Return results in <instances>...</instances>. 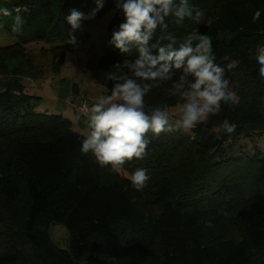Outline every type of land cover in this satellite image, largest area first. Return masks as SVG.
Listing matches in <instances>:
<instances>
[{
    "label": "trees",
    "instance_id": "obj_1",
    "mask_svg": "<svg viewBox=\"0 0 264 264\" xmlns=\"http://www.w3.org/2000/svg\"><path fill=\"white\" fill-rule=\"evenodd\" d=\"M102 3L98 9V0H0V7L12 11L0 16V31L16 38L13 45H0V55L9 60L20 52L23 57L28 45L46 44L51 49L42 53L51 54L57 71L65 52L74 48L72 36L114 10L94 72L110 94L114 85L108 74L117 71V63L138 58V50L121 53L110 43L125 19L119 0ZM189 3L193 16L202 12L199 22L166 20L174 49L197 31L213 38L221 66L229 62L225 56L240 59V67L226 78L241 103L235 110L225 105L191 134L174 131L153 138L144 159L125 165L129 175L147 170L143 191L133 189L123 173L100 168L91 154H81L84 135L65 116L39 112L43 99L29 92L34 88L17 78L0 82V264H264V156L236 145L264 134V79L252 59L264 42V0ZM25 6L22 29L13 32L14 10ZM72 9L86 17L77 30L67 21ZM256 10L262 15L253 23ZM163 35L157 30L151 43H170L160 40ZM3 64L0 60V68ZM25 69L17 73L42 75L31 62ZM170 86L154 88L146 105L174 107ZM224 119L236 125L233 133L219 130ZM206 135L217 136L218 144L201 146ZM52 223L68 230V250L51 241Z\"/></svg>",
    "mask_w": 264,
    "mask_h": 264
},
{
    "label": "clouds",
    "instance_id": "obj_2",
    "mask_svg": "<svg viewBox=\"0 0 264 264\" xmlns=\"http://www.w3.org/2000/svg\"><path fill=\"white\" fill-rule=\"evenodd\" d=\"M102 6V0H98V9ZM117 7L125 22L113 32L110 43L121 53L136 48L138 58L117 63V71L108 74L114 86L110 94L99 96L87 110V127L80 152L91 154L100 168L123 173L133 189L143 191L150 179L147 170L137 168L129 175L125 165L134 159H144L153 138L174 131L191 134L198 125L218 116L225 105L233 110L239 107L241 97L226 75L239 68L242 61L225 56L223 59L229 62L221 66L213 53V38L197 31L188 34L179 48L174 49L176 40L169 33L166 20L173 17L176 24H181L185 18L199 22L202 16L201 11H195L193 16L189 0H119ZM14 11L17 14L12 31L20 32L24 23L20 13L27 12L28 8ZM261 15V11L256 10L253 23L260 20ZM0 16H12V11L0 7ZM83 19H86L84 14L75 9L67 17L73 30L81 27ZM157 30L165 34L160 40L167 39L170 43H151ZM69 42L75 45V36ZM252 59L258 66L259 77L264 79V42L256 46ZM168 82L171 86L167 95L175 98L174 107L146 105L145 97ZM218 128L231 134L236 125L224 119Z\"/></svg>",
    "mask_w": 264,
    "mask_h": 264
},
{
    "label": "rangeland",
    "instance_id": "obj_3",
    "mask_svg": "<svg viewBox=\"0 0 264 264\" xmlns=\"http://www.w3.org/2000/svg\"><path fill=\"white\" fill-rule=\"evenodd\" d=\"M113 15L114 10L107 11L102 17L84 27L75 37L74 48L65 52L63 63L57 71L52 69L51 54L47 56L42 53L43 48L51 49L46 44L28 45V51L23 53V57L20 52L18 55H13L14 59L9 58V60L4 58V55H0V60L8 67L3 68V64L0 68V82L11 78L24 81L28 87L35 89H29V92L43 99L39 112L47 111L49 114L63 115L72 122L75 131L85 135L89 113L84 114L82 107L86 106L89 109L99 96L108 95L105 87L95 81L94 72L99 59L104 54L108 25ZM15 42L16 38L0 31V45L9 46ZM31 51V54L28 53ZM29 62L35 64L38 72L42 74L39 79L26 71L22 75L17 73L19 68L24 70L26 63ZM236 145H243L247 154L259 150L264 156V134L251 136L247 140H238ZM48 233L57 248L69 249L70 234L63 224L52 223Z\"/></svg>",
    "mask_w": 264,
    "mask_h": 264
},
{
    "label": "water",
    "instance_id": "obj_4",
    "mask_svg": "<svg viewBox=\"0 0 264 264\" xmlns=\"http://www.w3.org/2000/svg\"><path fill=\"white\" fill-rule=\"evenodd\" d=\"M218 142L219 138L217 136L206 135L200 139L201 146L205 148H212L216 146Z\"/></svg>",
    "mask_w": 264,
    "mask_h": 264
},
{
    "label": "built area",
    "instance_id": "obj_5",
    "mask_svg": "<svg viewBox=\"0 0 264 264\" xmlns=\"http://www.w3.org/2000/svg\"><path fill=\"white\" fill-rule=\"evenodd\" d=\"M82 109H83L84 114H87V112H88L87 111L88 110L87 107L86 106H83Z\"/></svg>",
    "mask_w": 264,
    "mask_h": 264
}]
</instances>
